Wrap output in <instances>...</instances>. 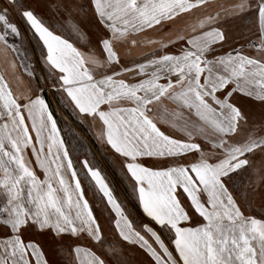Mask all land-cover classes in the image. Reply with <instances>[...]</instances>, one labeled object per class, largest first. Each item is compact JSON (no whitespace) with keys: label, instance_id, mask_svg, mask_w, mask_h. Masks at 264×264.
Listing matches in <instances>:
<instances>
[{"label":"snow or ice","instance_id":"obj_1","mask_svg":"<svg viewBox=\"0 0 264 264\" xmlns=\"http://www.w3.org/2000/svg\"><path fill=\"white\" fill-rule=\"evenodd\" d=\"M0 56V264H264V0H0Z\"/></svg>","mask_w":264,"mask_h":264},{"label":"rangeland","instance_id":"obj_2","mask_svg":"<svg viewBox=\"0 0 264 264\" xmlns=\"http://www.w3.org/2000/svg\"><path fill=\"white\" fill-rule=\"evenodd\" d=\"M21 27L23 28V25H21ZM0 63H1L0 66H1V69H2V75H4L6 77V79H7V77H10L14 81L13 83H11L10 79L9 78L7 79L9 81L11 87L13 89L21 87L20 82L19 81H16V79L14 78L16 76V72L15 71L8 70V69H11L12 67L9 66V65H6L4 63L2 56H0ZM16 69H19V73L21 71V73H23V75L25 76V77L23 76V78L25 79V80L24 79L23 80H24V83H25L27 89L29 90V88L32 85V81L30 80V78L28 77V75L24 72V69L23 68L17 67ZM42 71H43V69H42L41 65L39 63H37L36 66H35L36 75L37 76L41 75L42 74ZM69 123H71V122H69ZM71 126H72L73 131H75L77 133H81V135L87 141V144H88L89 142H88L87 136H85V134H83L82 132H80L81 130L75 124H71ZM84 128L86 129V127H84ZM86 130H87L86 132L89 133V136H90L89 139L92 140V143L90 145V148L92 149V151L96 155H98L97 157L100 158L99 161L101 163H100L99 167H101L103 169L104 173L108 176V178L111 181L112 185L117 189L118 193L122 195L123 194V191L121 190L120 186L114 181L113 177L111 176V172H110L109 167L101 159L102 158L101 155H102L104 158H107L108 159V161L111 164L112 168H114L119 173V179L121 180L120 182H122L124 184L125 188L130 192V189L127 188V181L124 180V177L120 174L119 167L114 163V158L104 152L103 148L95 140V137L93 135L92 130H89V129H86ZM84 156H85V154L84 155H80V158L83 159ZM91 156L90 155L89 156L87 155V158L90 159V160H92L93 163H96V161ZM260 161H261V157L259 155H257V157L254 160V164L257 165V166H259Z\"/></svg>","mask_w":264,"mask_h":264},{"label":"trees","instance_id":"obj_3","mask_svg":"<svg viewBox=\"0 0 264 264\" xmlns=\"http://www.w3.org/2000/svg\"><path fill=\"white\" fill-rule=\"evenodd\" d=\"M60 127H61V135L65 138L66 142L69 144V146H71L72 144L76 143L78 140H82L84 147L81 149L80 155H92L91 157L96 161V163L98 164V166L100 165V161H99V157H97L98 155H94L93 156V151L89 152L88 149L90 148V145L92 143V140H90V136L89 133L86 132L87 130L84 127H78L83 134H85V136H87L88 139V144L87 141L83 138V136L81 135V133H77L75 131H73L72 126L69 127V124H66L63 122V120H61L60 123ZM73 133H75V135H73ZM96 149V148H95ZM101 159L104 161V163L109 167L110 172H111V176L113 177L114 181L120 186L121 190L124 192L126 190L124 184L122 182H120L121 180L119 179V173L112 168L111 164L109 163L107 158H104L101 155Z\"/></svg>","mask_w":264,"mask_h":264},{"label":"crops","instance_id":"obj_4","mask_svg":"<svg viewBox=\"0 0 264 264\" xmlns=\"http://www.w3.org/2000/svg\"><path fill=\"white\" fill-rule=\"evenodd\" d=\"M211 2L212 3H224V4H227V2H228V0H211ZM149 50V46H144L143 47V51H148ZM138 51L139 50H134L133 52H132V55L133 56H136L137 54H138ZM1 64V63H0ZM8 70H10V71H15L16 72V76L14 77L15 79H16V81H19L20 82V84H21V87H19V88H15V89H13L14 91H17L18 93H21V94H25V93H27L29 90L27 89V87H26V85H25V83H24V78H23V73H21V71H20V73H19V69H13V68H11V69H8ZM0 75H2V69H1V66H0ZM25 77V76H24ZM6 78V77H5ZM10 79V81H11V83H13L14 81L10 78V77H7V79ZM24 79V80H23ZM9 82V81H8ZM24 86H23V85ZM33 135H34V133H33ZM37 171H38V174H40L41 176H42V173H39V169H37Z\"/></svg>","mask_w":264,"mask_h":264}]
</instances>
